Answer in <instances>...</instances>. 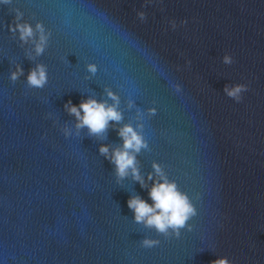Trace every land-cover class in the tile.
Instances as JSON below:
<instances>
[{
  "label": "water",
  "instance_id": "1",
  "mask_svg": "<svg viewBox=\"0 0 264 264\" xmlns=\"http://www.w3.org/2000/svg\"><path fill=\"white\" fill-rule=\"evenodd\" d=\"M16 11L50 33L40 55L33 41L9 31ZM226 52L231 65L221 62ZM36 64L47 68L43 88L25 82ZM16 65L24 75L13 82ZM234 83L248 85L239 103L223 91ZM106 88L119 98L121 121L98 136L77 132L64 104L89 97L111 104ZM138 123L148 144L136 154L141 176L157 162L196 207L192 230L179 238L133 221L126 201L139 195L151 204L152 181L141 188L129 174L117 182L97 151L105 144L111 152L121 144L116 128ZM144 238L159 244L143 248ZM218 257L264 264V0L0 4V264H209Z\"/></svg>",
  "mask_w": 264,
  "mask_h": 264
},
{
  "label": "clouds",
  "instance_id": "2",
  "mask_svg": "<svg viewBox=\"0 0 264 264\" xmlns=\"http://www.w3.org/2000/svg\"><path fill=\"white\" fill-rule=\"evenodd\" d=\"M151 2V0H148ZM8 0H0V4H6ZM22 14L16 11L13 23L8 25L9 31L18 35V39L22 42L33 41V51L36 55L43 53L50 33L44 28L40 22L35 25L29 24L26 21H21ZM139 21L145 20V13L138 11L136 13ZM170 29L175 30L177 23L175 20L169 19L167 21ZM186 20H181L180 24L184 25ZM221 62L225 65L234 63L233 56L225 53L221 57ZM191 64L189 59L184 60L183 67L187 69ZM87 71L95 74L97 67L94 63L85 65ZM177 70L180 65H177ZM20 75H24L23 69L16 65L15 69L9 72L8 78L15 82ZM25 82L30 88H43L48 82L47 68L43 64H36L35 67L30 68L25 76ZM171 88L179 93L181 86L178 83H172ZM224 94L231 98L234 102L239 103L242 99V93L248 91L246 83H234L231 86H224ZM105 94L112 100L111 104L106 101H98L95 98L82 99L78 105L73 104L70 100L64 104V110L71 116L75 117V129L77 132L81 128H86L90 136H98L106 131L109 127V122H113V127L122 119V114L117 105L119 102L118 96L110 89H105ZM132 102L129 101V106ZM155 107L147 109V114L153 116L156 113ZM142 118V114L138 111V119ZM143 125L138 123L136 128L131 124H123L116 128V133L121 139V144L109 150L105 144L99 145L97 151L104 156L105 159L113 165V172L119 182L124 177L131 175L132 179L137 181L141 188L146 187V180H151V186H148V197L151 204L142 199L139 195L130 196L127 201V207L132 212V219L137 224H143L145 227L152 228L156 232L179 238L180 230H192V225L187 223L192 217L197 215L196 207L188 194L180 191L175 180L168 179L160 164L152 163V172L147 174L146 179L141 176L137 167L136 154L141 149H147V141L142 134ZM64 135L68 133L65 130ZM159 244L158 240L144 238L140 241V246L143 248H152ZM209 264H230L226 257H218L209 262Z\"/></svg>",
  "mask_w": 264,
  "mask_h": 264
}]
</instances>
